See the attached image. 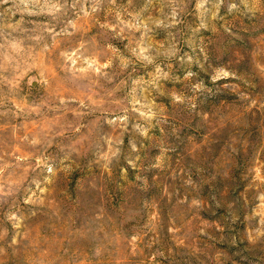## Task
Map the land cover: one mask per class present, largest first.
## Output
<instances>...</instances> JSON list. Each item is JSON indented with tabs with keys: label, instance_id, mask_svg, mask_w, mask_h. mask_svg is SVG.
<instances>
[{
	"label": "rangeland",
	"instance_id": "374dc122",
	"mask_svg": "<svg viewBox=\"0 0 264 264\" xmlns=\"http://www.w3.org/2000/svg\"><path fill=\"white\" fill-rule=\"evenodd\" d=\"M0 264H264V0H0Z\"/></svg>",
	"mask_w": 264,
	"mask_h": 264
}]
</instances>
